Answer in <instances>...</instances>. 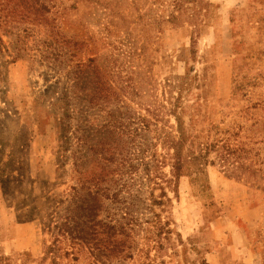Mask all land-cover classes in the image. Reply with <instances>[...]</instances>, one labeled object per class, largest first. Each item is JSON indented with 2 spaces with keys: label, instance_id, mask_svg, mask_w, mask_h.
<instances>
[{
  "label": "rangeland",
  "instance_id": "obj_1",
  "mask_svg": "<svg viewBox=\"0 0 264 264\" xmlns=\"http://www.w3.org/2000/svg\"><path fill=\"white\" fill-rule=\"evenodd\" d=\"M85 213L109 264H264V0H0V256Z\"/></svg>",
  "mask_w": 264,
  "mask_h": 264
},
{
  "label": "trees",
  "instance_id": "obj_2",
  "mask_svg": "<svg viewBox=\"0 0 264 264\" xmlns=\"http://www.w3.org/2000/svg\"><path fill=\"white\" fill-rule=\"evenodd\" d=\"M184 138L185 135H182L178 140L167 142L171 145V148L174 147L175 150V152L171 154V159H173V168L176 174H181L184 171L183 169L186 168L184 160H188L187 162L189 164L199 167L202 165V160L205 156L202 152L199 154L189 152L185 155L183 153ZM224 161L226 162L227 160ZM68 218L77 222L76 225H73L70 221H65L60 226L49 225L50 228L48 231L52 235V240L49 244H45L44 256L38 264H45L49 259H51L49 263L61 264L63 257L68 259L67 264H79L84 259H88L89 264H109L112 260H110V258L102 259L100 255L103 254L108 256L110 253L120 252L124 254L123 257H125V259L134 258L133 254L128 250L126 239H128L129 233L123 225L120 228L109 222H101V226L104 227V230L98 233L96 238H91L88 228L92 226L88 227V224L95 219L88 218L86 213L80 216H69ZM103 233L107 234L109 237L118 233V236H116V240L110 241L105 240V237H101ZM119 236L120 239H118ZM115 247L118 248V252ZM125 252H127V254H125ZM86 254H89L90 258H82L83 256L86 257ZM0 264H12V260L9 257L0 256Z\"/></svg>",
  "mask_w": 264,
  "mask_h": 264
}]
</instances>
